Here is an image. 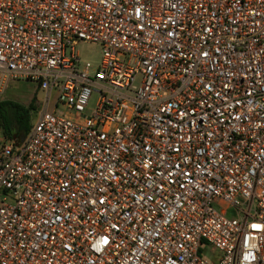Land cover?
Returning <instances> with one entry per match:
<instances>
[{"label":"built area","instance_id":"1","mask_svg":"<svg viewBox=\"0 0 264 264\" xmlns=\"http://www.w3.org/2000/svg\"><path fill=\"white\" fill-rule=\"evenodd\" d=\"M20 80L0 264H264V0H0Z\"/></svg>","mask_w":264,"mask_h":264},{"label":"rangeland","instance_id":"2","mask_svg":"<svg viewBox=\"0 0 264 264\" xmlns=\"http://www.w3.org/2000/svg\"><path fill=\"white\" fill-rule=\"evenodd\" d=\"M75 50L83 62H90L92 65H96L101 59L102 47L98 43L79 41ZM38 96H40V94L37 92L34 83L20 80L8 82L2 98L25 108L33 106V110H35L34 102L38 100ZM33 110L31 111V117L34 113ZM203 254L206 258L211 257L212 249L210 247L206 248V250L203 251Z\"/></svg>","mask_w":264,"mask_h":264},{"label":"trees","instance_id":"3","mask_svg":"<svg viewBox=\"0 0 264 264\" xmlns=\"http://www.w3.org/2000/svg\"><path fill=\"white\" fill-rule=\"evenodd\" d=\"M33 106L23 107L9 100L0 102V129L11 138L16 134L25 136L30 128L31 111Z\"/></svg>","mask_w":264,"mask_h":264},{"label":"water","instance_id":"4","mask_svg":"<svg viewBox=\"0 0 264 264\" xmlns=\"http://www.w3.org/2000/svg\"><path fill=\"white\" fill-rule=\"evenodd\" d=\"M11 138L12 139H17L18 143H20L21 139H22V135L21 134H16V136H12Z\"/></svg>","mask_w":264,"mask_h":264}]
</instances>
